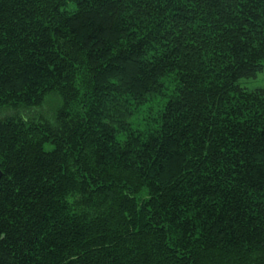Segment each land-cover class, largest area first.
I'll list each match as a JSON object with an SVG mask.
<instances>
[{"label":"trees","instance_id":"16d2710c","mask_svg":"<svg viewBox=\"0 0 264 264\" xmlns=\"http://www.w3.org/2000/svg\"><path fill=\"white\" fill-rule=\"evenodd\" d=\"M263 70L264 0H0V264H264Z\"/></svg>","mask_w":264,"mask_h":264},{"label":"rangeland","instance_id":"374dc122","mask_svg":"<svg viewBox=\"0 0 264 264\" xmlns=\"http://www.w3.org/2000/svg\"><path fill=\"white\" fill-rule=\"evenodd\" d=\"M242 85L243 86H247L250 89H255L258 87H264V70L259 73L257 79H254L252 81H242ZM50 147H47V149H49Z\"/></svg>","mask_w":264,"mask_h":264},{"label":"water","instance_id":"95a60500","mask_svg":"<svg viewBox=\"0 0 264 264\" xmlns=\"http://www.w3.org/2000/svg\"><path fill=\"white\" fill-rule=\"evenodd\" d=\"M1 176V175H0Z\"/></svg>","mask_w":264,"mask_h":264}]
</instances>
